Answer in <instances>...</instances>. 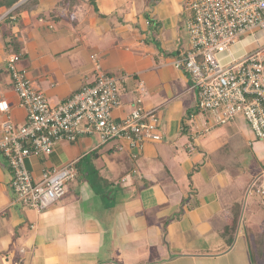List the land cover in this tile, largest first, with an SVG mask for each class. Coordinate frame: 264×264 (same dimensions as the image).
Listing matches in <instances>:
<instances>
[{
  "label": "crops",
  "instance_id": "obj_1",
  "mask_svg": "<svg viewBox=\"0 0 264 264\" xmlns=\"http://www.w3.org/2000/svg\"><path fill=\"white\" fill-rule=\"evenodd\" d=\"M187 1L0 5V100L9 103V111L0 112V137L7 116L17 125L26 117L6 62L15 41L21 42L16 66L50 103L92 82L98 64L122 76L115 119L128 115L139 96L145 109L159 114L162 135L158 142H144L134 158L128 139L102 144L96 135L60 140L49 154L30 155L24 164L34 180L47 169L70 164L77 169L63 197L42 211L16 199L12 170L0 152V264H223L231 247L225 229L213 237L220 219L236 224L230 242L252 234L264 241V194L258 192L264 183V138L253 148L255 135L241 116L202 134L207 114L185 118L187 99L196 107V91L173 61L189 48ZM234 49L242 54L255 45L250 37L247 46L240 40ZM232 166L239 171L229 173ZM171 174L179 177L173 181ZM263 254L264 248L257 257L261 264Z\"/></svg>",
  "mask_w": 264,
  "mask_h": 264
},
{
  "label": "built area",
  "instance_id": "obj_2",
  "mask_svg": "<svg viewBox=\"0 0 264 264\" xmlns=\"http://www.w3.org/2000/svg\"><path fill=\"white\" fill-rule=\"evenodd\" d=\"M187 8L191 15L184 26L189 48L173 65L190 76L197 108L209 112L207 126L200 133L241 116L257 138H264V0H188ZM246 32H251L255 49L239 54L234 46ZM18 59L11 54L6 62L26 117L22 125L9 116L2 122L0 152L12 170L11 187L22 204L42 211L62 198L66 183L76 177L72 164L47 169L39 180L25 167L27 157L49 154L60 140L96 135L103 144L124 138L130 142L133 157L144 142L161 140L160 116L145 109L139 96L128 115L115 119L122 76L109 74L96 64L92 82L65 101L52 104L41 90L33 88L26 70L16 66ZM8 111L9 103L0 100V112ZM188 147L193 149V144ZM258 192L264 194V183Z\"/></svg>",
  "mask_w": 264,
  "mask_h": 264
},
{
  "label": "rangeland",
  "instance_id": "obj_3",
  "mask_svg": "<svg viewBox=\"0 0 264 264\" xmlns=\"http://www.w3.org/2000/svg\"><path fill=\"white\" fill-rule=\"evenodd\" d=\"M76 1H78V2H80L81 3V0H76ZM158 3V0H154V4L153 5H156ZM32 4V3H31ZM179 5V4H178ZM183 13H184V17H181L182 19L184 18V20L186 21V18L188 17V16H190L191 14V12L189 11V12H186V11H183ZM187 13V14H186ZM184 21V22H185ZM185 27V26H184ZM185 31H186V35H188V33H187V30L185 29ZM255 30H253L252 32H254ZM251 34V32H246V33H243L241 36H240V40L242 41V43L245 45V46H247V42L249 41V35ZM14 45H15V43H14ZM255 45V44H254ZM33 88L34 89H36L34 86H33ZM190 99H187V101H186V105H188L189 107L187 108V110H185V118H186V120H187V122L189 121L190 122V120H191V118H197V119H200V118H202L204 115H208L209 116V112L208 111H202L201 109H197V106L196 107H194V105H193V103L191 102L190 103ZM190 113H194V116L195 117H189L190 116ZM254 133V132H253ZM253 133H251V137L253 136V135H255V134H253ZM254 138V141H253V144H254V146H253V148H255L258 144H259V139L256 137V136H254L253 137ZM153 142H158V141H153ZM174 149V148H173ZM247 149H249V148H247ZM167 153V152H166ZM255 156H257L258 157V155L256 154ZM255 156L254 157H251V158H253V160H254V162H255ZM131 158H134V157H131ZM253 162V163H254ZM252 163V162H251ZM252 165V164H251ZM233 169V170H232ZM239 169V167H237V168H235L234 169V166H232V168L230 169V171H229V173L232 171V172H234V171H236V170H238ZM239 171V170H238ZM225 173V172H224ZM194 176H196L197 177V174H193V177ZM179 177V175H177V174H171V176H170V178H172L173 179V181L176 179L177 180V178ZM172 179H170V181L169 182H167V185H170V184H172ZM241 181H242V177H240L239 178ZM119 180V179H118ZM255 180V179H254ZM248 181L247 180H245L244 179V184L243 185H246V183H247ZM166 183V182H165ZM255 183V181H253L252 183H250V185L248 186V188H247V191L251 188V187H254L255 185H253ZM115 188H116V186H115ZM119 188H120V190H122L123 189V187H122V185L121 184H119ZM237 205V204H236ZM237 208H238V206H235V209L237 210ZM246 210V209H245ZM247 211V210H246ZM238 224V223H237ZM236 225V224H235ZM235 225L233 224V225H230V226H228L226 223H225V221L223 220V219H220L219 221L218 220H215V226H214V229H215V235H213V237H215V236H222V235H224V237L226 238V241L228 242L227 244H229L230 246L228 247V248H230L231 247V251H230V253L223 259L224 261H223V264H261L260 263V261L258 260V252H257V246L259 247V248H264V241H260L259 239H261V238H259L258 239V237H256V236H254L253 234L252 235H250V237L249 238H247V235H245V236H243L242 238H240V239H238L236 242H235V244H234V239L232 240V242H230V236H232L231 234H232V231L234 230L233 229V226H234V228H235ZM262 225H264V219L262 220ZM189 227H190V225H189ZM257 226L255 225V226H253V227H251L253 230L256 228ZM221 228V230H223V229H225V231L224 232H222V235H220L219 233H217V230L218 229H220ZM263 228H264V226H263ZM189 229H191V228H189ZM220 230V231H221ZM216 238V237H215ZM202 241H204V240H202ZM205 241H207L208 243H210V242H213V246H217L218 245V243L220 244V241L219 240H217V242H216V240L214 239V240H207V239H205ZM207 243V244H208ZM204 245V244H203ZM168 247L167 246H163L162 248H161V251H166L167 252V249ZM216 249V248H215ZM255 251V252H254ZM253 253H254V255H253ZM262 257H264V254L262 255Z\"/></svg>",
  "mask_w": 264,
  "mask_h": 264
},
{
  "label": "trees",
  "instance_id": "obj_4",
  "mask_svg": "<svg viewBox=\"0 0 264 264\" xmlns=\"http://www.w3.org/2000/svg\"><path fill=\"white\" fill-rule=\"evenodd\" d=\"M16 1H18V0H0V5H4V6H6V7H11ZM29 1H27L26 3H24V4H22V5H20V6H18L17 8H16V12L17 11H19L20 9H22V8H24V7H28V5H27V3H28ZM18 18V17H17ZM14 41L13 40H11V42L10 43H13ZM16 42V44H15V46H14V50L13 51H15L14 52V54L15 55H17L18 56V58H19V55L17 54L18 52H19V46H20V44H21V42H17V41H15ZM263 248H259L258 246H257V252H258V255H260L261 254V250H262ZM255 252V251H254ZM253 255H254V253H253Z\"/></svg>",
  "mask_w": 264,
  "mask_h": 264
}]
</instances>
